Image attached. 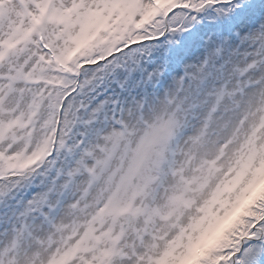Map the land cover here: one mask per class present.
<instances>
[{
  "label": "snow or ice",
  "instance_id": "obj_1",
  "mask_svg": "<svg viewBox=\"0 0 264 264\" xmlns=\"http://www.w3.org/2000/svg\"><path fill=\"white\" fill-rule=\"evenodd\" d=\"M0 264H264V0H0Z\"/></svg>",
  "mask_w": 264,
  "mask_h": 264
}]
</instances>
